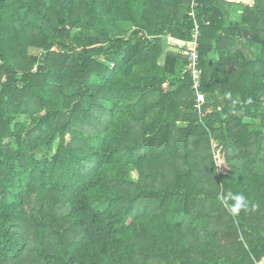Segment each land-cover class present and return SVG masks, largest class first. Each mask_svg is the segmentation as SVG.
Instances as JSON below:
<instances>
[{"label":"trees","instance_id":"trees-1","mask_svg":"<svg viewBox=\"0 0 264 264\" xmlns=\"http://www.w3.org/2000/svg\"><path fill=\"white\" fill-rule=\"evenodd\" d=\"M0 264H264V0H0Z\"/></svg>","mask_w":264,"mask_h":264},{"label":"built area","instance_id":"built-area-1","mask_svg":"<svg viewBox=\"0 0 264 264\" xmlns=\"http://www.w3.org/2000/svg\"><path fill=\"white\" fill-rule=\"evenodd\" d=\"M199 32H198V26H195V31H194V35H195V39L193 40L192 45L187 46L185 48H182L181 45H177V47H175V43L173 42H168V45L170 47H174L175 49H177L178 51L181 50L182 54L185 55L188 59V65L186 67V70L190 72L191 74V79H192V88L195 91L196 94V99H197V103H196V107L199 108L200 104L204 101V94L202 91H200L199 87H200V79H201V71L200 69L197 67V47H198V42L196 40V37L198 36Z\"/></svg>","mask_w":264,"mask_h":264},{"label":"clouds","instance_id":"clouds-1","mask_svg":"<svg viewBox=\"0 0 264 264\" xmlns=\"http://www.w3.org/2000/svg\"><path fill=\"white\" fill-rule=\"evenodd\" d=\"M229 199L234 201L232 206L229 208V211L233 214L236 215L238 214L241 209H246L247 208V200L243 194H229Z\"/></svg>","mask_w":264,"mask_h":264},{"label":"rangeland","instance_id":"rangeland-1","mask_svg":"<svg viewBox=\"0 0 264 264\" xmlns=\"http://www.w3.org/2000/svg\"><path fill=\"white\" fill-rule=\"evenodd\" d=\"M166 41H167V40H165V45H166ZM168 42H170V41H168ZM164 49H165V50L167 49V45H166V47H164ZM30 51H31V52H34L33 49H30ZM20 121L23 122V123H27V122H29L28 119H26V118H24V117H21V118H20ZM133 177H135L134 174H133Z\"/></svg>","mask_w":264,"mask_h":264},{"label":"crops","instance_id":"crops-1","mask_svg":"<svg viewBox=\"0 0 264 264\" xmlns=\"http://www.w3.org/2000/svg\"><path fill=\"white\" fill-rule=\"evenodd\" d=\"M240 14H241V9L238 8V7H236L235 12L232 14L233 17H234V18H239Z\"/></svg>","mask_w":264,"mask_h":264}]
</instances>
